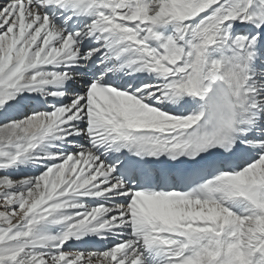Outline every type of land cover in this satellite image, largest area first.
<instances>
[{
  "label": "snow or ice",
  "instance_id": "obj_1",
  "mask_svg": "<svg viewBox=\"0 0 264 264\" xmlns=\"http://www.w3.org/2000/svg\"><path fill=\"white\" fill-rule=\"evenodd\" d=\"M0 264H264V0H0Z\"/></svg>",
  "mask_w": 264,
  "mask_h": 264
}]
</instances>
